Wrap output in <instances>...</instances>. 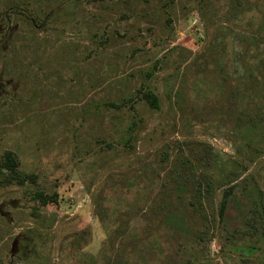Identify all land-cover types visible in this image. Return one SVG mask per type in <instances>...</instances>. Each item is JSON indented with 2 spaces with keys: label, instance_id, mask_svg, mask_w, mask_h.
<instances>
[{
  "label": "rangeland",
  "instance_id": "rangeland-1",
  "mask_svg": "<svg viewBox=\"0 0 264 264\" xmlns=\"http://www.w3.org/2000/svg\"><path fill=\"white\" fill-rule=\"evenodd\" d=\"M262 23L264 0H0V155L18 159L0 171V264H264V235L224 236L255 184L264 198V149L219 94L214 40L249 48L239 32Z\"/></svg>",
  "mask_w": 264,
  "mask_h": 264
},
{
  "label": "trees",
  "instance_id": "trees-1",
  "mask_svg": "<svg viewBox=\"0 0 264 264\" xmlns=\"http://www.w3.org/2000/svg\"><path fill=\"white\" fill-rule=\"evenodd\" d=\"M241 0H238V3ZM51 10V9H50ZM30 19L34 24H38L42 22L41 18L38 19L35 16H30ZM263 24V23H262ZM264 25V24H263ZM261 29V28H258ZM255 32V31H254ZM245 33L239 32L240 36L243 39V43H248V47L244 46L243 48H239V45H234V39L238 36L237 32L236 35L232 34L229 39V35L226 33L224 35H217L214 40L220 43L221 47L225 49V52L222 56L218 59L219 70L220 67L226 72H222L221 80L224 82V88L220 90L219 94L222 91L227 93V97L229 98L230 102H238V100L242 99L241 103L237 104L236 106L241 109L242 113L245 115V119L243 124L238 126V131L243 128L244 130H248L247 132L252 133L253 135H257L260 142L258 143L257 147L260 149H264V45L257 44V41L253 44L254 39L258 41H264V32L260 34V37L257 33ZM235 33V32H234ZM252 45V46H251ZM251 47V48H250ZM245 51H255L253 52V59L245 58L244 63L240 66L237 65L238 55L239 52ZM233 56V58H232ZM232 61V62H231ZM239 62V61H238ZM194 62L189 60L185 63V69L188 70L192 66ZM257 75V76H256ZM233 76V78H232ZM139 95L146 100L152 107H157L159 105V100L157 94L154 92L153 89L149 87H142L139 88ZM245 100V102H244ZM136 120L132 119V121L127 124L125 129L126 131V138L132 133L130 129L135 124ZM236 125L238 124V118L235 121ZM246 144L248 142L247 139L244 141ZM18 159L16 157V153L14 151H7L4 155H0V171L2 168L6 167L9 170H16L17 169ZM236 174L234 178L236 179L238 176ZM212 179L210 176L204 177V181H199L198 179L195 180L193 183H190L191 190L192 188L195 189L193 197H196V194L200 195V191L208 190L209 187L212 186ZM203 183V184H202ZM184 187V186H183ZM186 187V186H185ZM235 187L234 182L227 184L222 188L221 198L217 203V219L223 222L224 217V209L229 201L230 197H233V189ZM194 191V190H192ZM38 197L45 202L49 198L54 199V195L50 194L47 195L45 193L36 192ZM252 194L248 202L245 204L244 210L242 211L243 216L241 218L242 224L239 226H233L230 229H226V233L224 234L225 239L234 237H240L244 235L255 234L256 236H263L264 235V198L262 191L260 190L259 186L255 184L252 189ZM196 201V200H195ZM174 208V207H172ZM180 216H183V212H178ZM174 209H168L166 218L170 219V221L176 218V214H178ZM203 218L208 221L209 219L214 220V213H212L211 218L206 217V214L203 213ZM220 221V222H221ZM195 240L201 241L204 240L208 236V231L204 228H199V230L194 231ZM199 258V257H198ZM196 259V261L198 260ZM201 259H204L200 257ZM194 260L189 261V264H194ZM122 262V261H121ZM118 260H114L111 264H121Z\"/></svg>",
  "mask_w": 264,
  "mask_h": 264
},
{
  "label": "water",
  "instance_id": "water-1",
  "mask_svg": "<svg viewBox=\"0 0 264 264\" xmlns=\"http://www.w3.org/2000/svg\"><path fill=\"white\" fill-rule=\"evenodd\" d=\"M196 262H194V264H195Z\"/></svg>",
  "mask_w": 264,
  "mask_h": 264
}]
</instances>
